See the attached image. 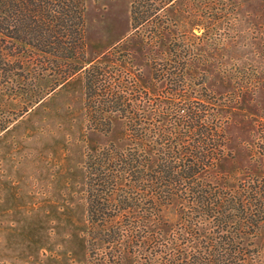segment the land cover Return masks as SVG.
I'll return each mask as SVG.
<instances>
[{
  "label": "rangeland",
  "instance_id": "1",
  "mask_svg": "<svg viewBox=\"0 0 264 264\" xmlns=\"http://www.w3.org/2000/svg\"><path fill=\"white\" fill-rule=\"evenodd\" d=\"M130 4L86 0L84 60L78 53L44 72L28 55L14 75L0 74V264H86V158L129 145L119 113L109 116V132L89 123L91 64L119 78L117 90L140 101L151 118L173 102L153 63H166L168 47L181 46L185 91L195 103L212 101L210 115L229 141L209 181L233 188L263 176L257 143L264 129V0H176L136 32ZM156 29L168 31L158 47L149 41ZM72 65L81 69L65 81ZM179 211L167 210L165 221L176 223ZM254 246L263 251L264 229Z\"/></svg>",
  "mask_w": 264,
  "mask_h": 264
},
{
  "label": "trees",
  "instance_id": "2",
  "mask_svg": "<svg viewBox=\"0 0 264 264\" xmlns=\"http://www.w3.org/2000/svg\"><path fill=\"white\" fill-rule=\"evenodd\" d=\"M175 1L131 0L133 32ZM85 6L86 0H0V74L14 75L28 55L44 72L78 53L84 60ZM166 32L156 29L149 41L158 47ZM181 52L170 45L166 63H153L155 79L167 83L173 102L151 118L141 113L140 101L117 90L119 78L98 64L85 71L90 125L109 132V116L119 113L129 142L86 158V264H264V249L254 246L264 229V174L233 188L209 181L229 141L210 115L212 101L195 103L185 91ZM77 69L70 66L65 81ZM257 145L264 161V129ZM174 206L179 220L170 224L164 213Z\"/></svg>",
  "mask_w": 264,
  "mask_h": 264
}]
</instances>
